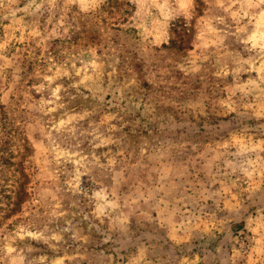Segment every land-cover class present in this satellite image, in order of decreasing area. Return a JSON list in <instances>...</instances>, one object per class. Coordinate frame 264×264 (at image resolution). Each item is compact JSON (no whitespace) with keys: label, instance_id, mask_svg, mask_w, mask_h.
Returning <instances> with one entry per match:
<instances>
[{"label":"rangeland","instance_id":"374dc122","mask_svg":"<svg viewBox=\"0 0 264 264\" xmlns=\"http://www.w3.org/2000/svg\"><path fill=\"white\" fill-rule=\"evenodd\" d=\"M0 264H264V0H0Z\"/></svg>","mask_w":264,"mask_h":264}]
</instances>
